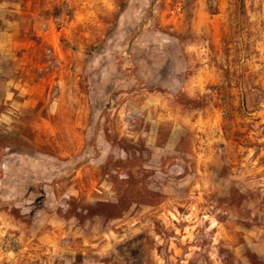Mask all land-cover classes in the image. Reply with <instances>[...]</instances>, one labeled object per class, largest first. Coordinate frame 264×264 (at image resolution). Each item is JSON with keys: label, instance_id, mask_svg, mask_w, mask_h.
<instances>
[{"label": "rangeland", "instance_id": "rangeland-1", "mask_svg": "<svg viewBox=\"0 0 264 264\" xmlns=\"http://www.w3.org/2000/svg\"><path fill=\"white\" fill-rule=\"evenodd\" d=\"M0 264H264V0H0Z\"/></svg>", "mask_w": 264, "mask_h": 264}, {"label": "built area", "instance_id": "built-area-1", "mask_svg": "<svg viewBox=\"0 0 264 264\" xmlns=\"http://www.w3.org/2000/svg\"><path fill=\"white\" fill-rule=\"evenodd\" d=\"M181 9H182V8H181V7H179V8H178V11H181Z\"/></svg>", "mask_w": 264, "mask_h": 264}]
</instances>
